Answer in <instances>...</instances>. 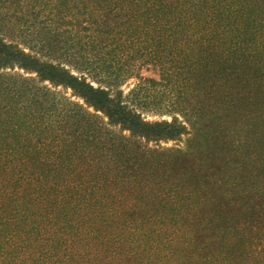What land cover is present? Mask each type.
Returning a JSON list of instances; mask_svg holds the SVG:
<instances>
[{"label": "trees", "instance_id": "1", "mask_svg": "<svg viewBox=\"0 0 264 264\" xmlns=\"http://www.w3.org/2000/svg\"><path fill=\"white\" fill-rule=\"evenodd\" d=\"M1 3L75 42L0 37V264H264V0ZM122 55L181 68L169 120Z\"/></svg>", "mask_w": 264, "mask_h": 264}, {"label": "rangeland", "instance_id": "2", "mask_svg": "<svg viewBox=\"0 0 264 264\" xmlns=\"http://www.w3.org/2000/svg\"><path fill=\"white\" fill-rule=\"evenodd\" d=\"M21 11L24 12L21 20L15 22H0V37L5 39L6 41H24L27 42V44H29L31 47L35 46L36 48L44 47L48 44L47 46H49V48H54L53 51L58 55H67L66 51L64 50L67 48V46L75 42L73 38V32L75 31H72L71 34L69 32L65 34L61 32V29L56 28V22H46L50 25L51 28L49 29L48 34L44 35L43 37H39L37 32H45L44 28H40L41 23L38 22V19L34 18L33 14H31V16L28 15L29 6L24 7ZM4 15H6L7 17H12L16 15V12L9 8L7 10L5 8V3H1L0 17L3 18ZM13 19L14 18L10 20ZM52 29L59 33V35L61 36L59 42H57L58 40L55 41V33L53 35ZM75 30L79 34V36H81L80 34L82 33L79 32V29L77 28ZM51 34L52 36L48 38V36ZM55 43L56 46L54 45ZM64 56L59 59L61 62L65 61L66 58H64ZM123 58H126V56L124 55ZM67 60L68 58L66 59V61ZM125 63L126 65L123 67V69L129 70V73H137L146 80L150 79L159 83L157 86H151L149 83H145L143 84L141 89L139 88V90H137L139 92H136L135 94L138 103H142V101H144L143 97L141 96L145 95L146 105L144 107L145 109H143L145 113H143L144 115L142 116L147 121H156L162 119L169 120L170 118L167 115H169V113H172L174 110H177V107L183 105L188 94H190V91L184 87L181 68H179L177 64H175L173 68L174 75L171 79L169 78L168 80H160L158 67L156 65H151L152 63L148 62L144 57L139 58L138 61H133L129 58H126L124 59V62H122V64ZM114 69L116 70L117 66ZM134 84H136L135 79H127L118 87V90L125 94L129 89L132 88ZM62 91L66 92V96L71 95V92L69 90ZM71 99L77 101L79 104L83 103L82 100L76 99L74 97H71ZM140 106L142 105H139V108ZM89 111H91V109ZM157 114L158 116H155ZM159 114H161L162 116L160 117ZM184 139L185 137H182L179 142L161 143L160 146L163 148H181L184 145Z\"/></svg>", "mask_w": 264, "mask_h": 264}]
</instances>
